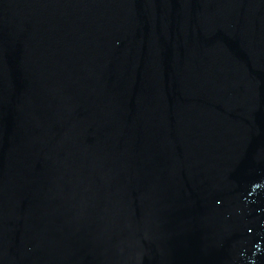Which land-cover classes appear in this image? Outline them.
I'll list each match as a JSON object with an SVG mask.
<instances>
[{
    "label": "water",
    "instance_id": "1",
    "mask_svg": "<svg viewBox=\"0 0 264 264\" xmlns=\"http://www.w3.org/2000/svg\"><path fill=\"white\" fill-rule=\"evenodd\" d=\"M121 0H0V264H99Z\"/></svg>",
    "mask_w": 264,
    "mask_h": 264
}]
</instances>
